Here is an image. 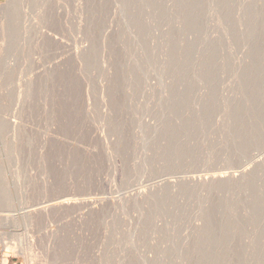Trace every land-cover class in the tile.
<instances>
[{
    "label": "rangeland",
    "instance_id": "1",
    "mask_svg": "<svg viewBox=\"0 0 264 264\" xmlns=\"http://www.w3.org/2000/svg\"><path fill=\"white\" fill-rule=\"evenodd\" d=\"M263 158L264 0H0L16 264H264Z\"/></svg>",
    "mask_w": 264,
    "mask_h": 264
},
{
    "label": "bare ground",
    "instance_id": "2",
    "mask_svg": "<svg viewBox=\"0 0 264 264\" xmlns=\"http://www.w3.org/2000/svg\"><path fill=\"white\" fill-rule=\"evenodd\" d=\"M15 16V15H14ZM17 18V17H16ZM15 19V18H14ZM184 45H186V43H184ZM187 46V48L186 47H184L185 49H188V44L186 45ZM183 48V47H182ZM183 48V49H184ZM183 51V50H182ZM185 52H187V53H185ZM183 53H184V59H187V57H185L186 55H188V51H183ZM188 60V59H187ZM187 60H183L182 61V63H185ZM188 62V61H187ZM182 66H183V64H182ZM187 74V73H186ZM15 124V123H14ZM14 124L12 125V126H14ZM17 124V123H16ZM11 126V127H12ZM17 126V125H16ZM19 126V125H18ZM17 126V127H18ZM15 127V126H14ZM18 129V128H17ZM264 159V158H263ZM261 162V163H260ZM264 162V161H263ZM262 162V159L259 161V165H261V166H263V163ZM254 165H258V162H256ZM254 165L252 166V167H254ZM258 165V166H259ZM251 166V165H250ZM257 166V167H258ZM248 167V166H247ZM241 168V167H240ZM243 168H245V167H243ZM255 170H256V167L254 168ZM222 170V169H221ZM251 170H253V169H251ZM255 170H253V171H255ZM236 171V170H235ZM237 171H239V169L237 170ZM241 172H239V173H235V174H230L229 175V172H228V174H223V173H220V174H214V175H212L213 173H211V176H205V178H204V176L202 177V178H200L199 176H197L198 177V179L196 178V179H194V180H192V179H190V181L192 180V181H194L195 182V184H197V185H200V187L202 186V188L205 186H207V189H209V186H215V185H218V184H222V183H238V182H240V181H244V179H245V181L247 180V176H249L250 174H249V170L247 169L246 170V168H245V170H240ZM227 173V172H226ZM251 174H252V172H250ZM200 175V174H199ZM251 176V175H250ZM195 177V176H194ZM192 178V177H191ZM249 178V177H248ZM158 186V185H157ZM159 187V186H158ZM157 187V188H158ZM216 187V186H215ZM152 188V187H151ZM151 188H150V190H151ZM154 188H156V186H154L153 187V189ZM156 188V189H157ZM149 189V188H148ZM159 189V188H158ZM214 189V188H213ZM145 190V189H144ZM147 191V190H146ZM157 191V190H156ZM155 191V192H156ZM149 192V191H148ZM142 193V192H141ZM149 193H153L152 191L151 192H149ZM149 193H147V194H149ZM137 194H140V193H137ZM141 195V194H140ZM139 195V196H140ZM64 196V195H63ZM73 196V195H72ZM150 196V195H149ZM60 197V196H59ZM59 197H58V199H59ZM68 197V196H67ZM143 197H144V195H143ZM142 197V198H143ZM145 197H147V196H145ZM57 198V197H56ZM56 198H53V199H55V200H51V199H49L48 201H46V202H44V203H40L41 204V206H39L38 204H35V206L37 205L38 207H36V208H33V210L32 209H30L29 207V209L31 210L30 212H27V213H25V215H23V217H22V220L24 221V222H31V224H32V222H35V220L37 221V220H39L38 219V217L39 216H41V217H43L42 215H44V214H48L49 212H51L52 210L54 211V210H58V209H61V208H67L68 206H70V204H74L73 203V201H74V199H73V201H72V203H71V201H70V199L68 200V199H62V200H60V201H56ZM62 198V197H61ZM64 198V197H63ZM78 198V197H77ZM138 198V197H137ZM72 199V198H71ZM51 201H54V202H51ZM95 201V200H94ZM96 202V201H95ZM97 203V202H96ZM95 203V204H96ZM98 205V204H97ZM72 206V205H71ZM63 210V209H62ZM65 210H67V209H65ZM61 211V210H60ZM57 212V211H56ZM52 214H53V212H52ZM55 214V213H54ZM57 214V213H56ZM1 215H2V213H1ZM52 216V215H51ZM50 216V217H51ZM6 217H7V215H6ZM11 217V216H10ZM10 217H7V218H5V216H4V218L1 216V218H0V245L2 246V248H3V250L5 251V252H7V255H4V257H3V260H2V262H1V264H7V260H8V257H9V255H8V253H10V252H15L16 251V253H19V254H24L25 256H26V254H30L31 253V251H32V245H31V242H30V244L27 242V245L28 246H25L26 245V243L24 242V245H22V244H20V242L22 243V239H20V242H19V244H18V242H14L13 241V239H11V237H14L15 236V233H14V231H12V227L14 226V225H17V224H14V223H12L13 221L10 219ZM16 217V216H15ZM47 217V216H46ZM49 217V216H48ZM12 218V217H11ZM16 218H20V217H16ZM44 218H45V216H44ZM49 219V218H48ZM16 220V219H15ZM47 220V219H46ZM17 222H19V220L17 221ZM37 223V222H36ZM39 223H42V222H39ZM11 224H13V225H11ZM18 224H20V223H18ZM27 224V223H26ZM10 225H11V227H10ZM63 227V226H62ZM12 228V229H11ZM17 228V227H16ZM16 230H18V229H16ZM53 230H55V229H53ZM57 230V229H56ZM56 230L55 231H52L53 233L54 232H56ZM61 230H59L58 232H60ZM64 231V230H63ZM21 233V232H20ZM53 233H52V235H53ZM61 233V232H60ZM55 235H61V234H56V233H54ZM23 235V234H22ZM22 235H21V238H23L22 237ZM55 235H54V239H55ZM63 235L64 234H62V237H63ZM18 237H20L19 235H18ZM53 237V236H52ZM10 238V239H9ZM26 238V237H25ZM24 238V239H25ZM9 239V240H8ZM19 239V238H18ZM50 239H51V237H50ZM49 239V240H50ZM53 239V240H54ZM56 239H57V237H56ZM55 239V240H56ZM13 241V242H11V241ZM28 240V239H27ZM61 240V239H60ZM59 240V241H60ZM16 241V240H15ZM31 245V246H30ZM187 253V252H186ZM18 254V255H19ZM188 254V253H187ZM187 254H186V256H187ZM21 255V256H22ZM32 255V254H31ZM30 255V256H31ZM24 256V257H25ZM27 257V256H26ZM32 257H33V255H32ZM30 258V257H29ZM27 259H28V257H27ZM185 259H186V257H185ZM27 261V260H26ZM28 261H29V263H30V261H31V259L29 260L28 259ZM27 261V262H28ZM188 262V261H187ZM187 262H185L186 264H187ZM189 263V262H188Z\"/></svg>",
    "mask_w": 264,
    "mask_h": 264
},
{
    "label": "crops",
    "instance_id": "3",
    "mask_svg": "<svg viewBox=\"0 0 264 264\" xmlns=\"http://www.w3.org/2000/svg\"><path fill=\"white\" fill-rule=\"evenodd\" d=\"M3 257H4V255H2V253L0 252V264L3 260ZM7 264H16V261L14 259H12L11 257H8Z\"/></svg>",
    "mask_w": 264,
    "mask_h": 264
}]
</instances>
